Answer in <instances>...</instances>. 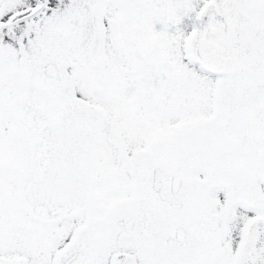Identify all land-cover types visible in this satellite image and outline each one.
<instances>
[{"label": "snow or ice", "instance_id": "snow-or-ice-1", "mask_svg": "<svg viewBox=\"0 0 264 264\" xmlns=\"http://www.w3.org/2000/svg\"><path fill=\"white\" fill-rule=\"evenodd\" d=\"M0 264H264V0H0Z\"/></svg>", "mask_w": 264, "mask_h": 264}]
</instances>
